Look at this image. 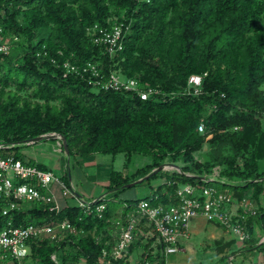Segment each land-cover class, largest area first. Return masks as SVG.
Masks as SVG:
<instances>
[{
  "label": "trees",
  "instance_id": "obj_1",
  "mask_svg": "<svg viewBox=\"0 0 264 264\" xmlns=\"http://www.w3.org/2000/svg\"><path fill=\"white\" fill-rule=\"evenodd\" d=\"M0 22L11 45L0 53V142L21 145L56 133L68 144L69 154L62 147L63 162L69 165L68 156L77 166L96 154L124 153L125 168L133 154L152 158L131 173L112 170L107 185L111 195L171 163L181 171L153 175L167 181L142 199L176 202L181 184L216 182L240 199L259 203L264 194V0H0ZM115 22L124 25V47L111 56L93 41L88 28H111ZM88 61L159 93L142 100L136 91L96 88L87 76L66 74L65 62ZM193 74L203 76L200 94L187 91ZM202 119L205 132L198 129ZM20 145L1 153L23 159L17 152ZM216 166L226 181H204ZM69 169L60 179L71 186ZM96 199L90 208L75 203L57 212L36 202L13 210L17 226H71L62 237L32 240L28 258L37 264H130L129 254L140 241L125 257L113 258L108 228L114 227V215L107 203L101 215L96 209L109 197ZM142 199H129L128 205ZM7 205L0 199V224L10 218L2 213ZM255 222L264 230V206L248 220L252 235L246 245L221 259L229 262L239 251L261 250L264 255ZM234 241L216 240V249L222 253ZM9 260L0 254V264Z\"/></svg>",
  "mask_w": 264,
  "mask_h": 264
},
{
  "label": "built area",
  "instance_id": "obj_2",
  "mask_svg": "<svg viewBox=\"0 0 264 264\" xmlns=\"http://www.w3.org/2000/svg\"><path fill=\"white\" fill-rule=\"evenodd\" d=\"M3 31L4 28L0 22V53L8 52L11 48L8 40L2 36ZM88 32L93 41L103 46L105 52L111 56L124 47L123 23L115 22L111 28L95 24L88 28ZM63 66L66 74L77 73L87 76L89 84L96 88L136 91L142 100H148L155 93H159V90L152 86L141 88L138 80L127 78L118 71L103 72L98 62L88 61L84 65L65 62ZM202 84V75H191L187 85L188 93L200 94ZM205 128V121L202 119L198 129L200 132H205ZM17 145L20 143L6 145L0 142V199L8 201L2 213L4 216H10L6 222L0 224V249L4 253L1 255L2 258L11 257V264L14 260L22 264L23 259L30 254L32 240L58 238L59 232H65L71 226L67 222L56 225L45 223L17 226L13 223L10 213L21 209L25 203L36 202L46 203L50 205L51 210L59 212L62 206L52 191L53 182L61 186L65 197L76 196L72 183L71 186L66 185L53 171L44 170L14 155L1 153L4 149ZM58 145L62 151L61 139ZM163 166L164 170L181 171L180 167L175 164L166 163ZM220 170L221 168L216 166L212 173L204 175L203 180L225 182L226 179L220 176ZM176 198L177 201L171 203H153L150 199H142L130 206L127 203L125 208H128V211L123 212L116 219L112 218L114 230H116L113 239L110 240L114 244L111 251L113 258L125 257L129 247L139 240L137 248L129 254L130 264H167L170 254L182 250L181 240L188 236L192 222L197 218H203L221 226L241 244L246 245L250 239L252 234L248 220L250 217L255 218L259 209L256 201L250 197L240 199L228 189H219L213 185L186 183L177 188ZM76 201L81 207L90 208L91 203L96 202L97 199L90 201L77 197ZM96 209L101 215L105 209V203L98 205ZM257 224V222L253 223L252 227L258 234ZM71 230L76 232L75 229ZM258 235L260 243L264 242V234L259 233ZM138 249H141V252ZM107 255L108 251L104 249V258ZM52 258L56 260V254H53ZM233 258L234 256L229 257L230 264H233Z\"/></svg>",
  "mask_w": 264,
  "mask_h": 264
},
{
  "label": "rangeland",
  "instance_id": "obj_3",
  "mask_svg": "<svg viewBox=\"0 0 264 264\" xmlns=\"http://www.w3.org/2000/svg\"><path fill=\"white\" fill-rule=\"evenodd\" d=\"M35 150L45 153L48 157L45 160V163L49 164L50 159H54V163L57 161L56 167L54 164L50 167L53 168L57 177L62 176L63 172H65L64 170L70 168L69 173L72 176L74 192L80 197L85 200H93L108 195L109 199L104 203H107L110 206L114 215L113 219H116L123 213L126 204L130 201L129 199H142L146 196H150L156 190L158 185L167 181L166 177L158 175L130 187H125V184L122 186L123 189H121L118 195H111V193L107 191V186L104 184L103 179H109L112 170L131 173L137 168L151 163L152 158L141 154H133L129 166L125 168L127 157L124 153H119L116 156L110 154H96L91 158V160L95 162V165L93 166L82 162L81 165L77 166L75 158L67 156L65 160L69 159L68 165L65 164L66 162H63L64 154L60 150L58 141L55 142L50 139H44L35 143L21 144L18 147L17 152L24 157L23 159L29 161L30 159L25 155L32 152L35 153ZM29 162L32 164L35 163L34 160ZM260 166L261 169L264 170V160L260 161ZM91 172H96L99 175L98 178H96ZM212 185L219 189L222 188V185L216 182H213ZM59 191L62 193L61 190H58L57 192L59 193ZM66 200L68 199L66 198ZM71 200L68 201L71 203ZM29 204L30 203H25V206ZM256 205L258 207L264 206V194L261 195L260 201L259 203L257 202ZM256 229L261 234H264L261 223L257 224ZM212 230L213 227L205 219H194L191 225L190 236L186 239L185 249L182 248L181 251L170 254L167 258V264H230L229 262H226V260L220 258L221 254L216 249V239L210 236ZM115 231L116 230L114 229H108V234H111V237L113 238ZM64 234V232H59L58 237H62ZM227 234L229 235L228 237L235 240V244H232L233 246H228L227 250L229 251L233 248H239L240 242H238L232 234ZM138 251L141 252V249H138ZM0 254H4L2 249H0ZM243 255V258H240V254L237 253L233 258V264H264L262 261L261 255L263 254L261 250L245 251L243 252ZM259 256L261 259H259ZM9 263L11 264L12 261L9 260ZM22 264H36V262L32 260L31 257H27L26 259H23ZM79 264L85 263L82 261Z\"/></svg>",
  "mask_w": 264,
  "mask_h": 264
},
{
  "label": "crops",
  "instance_id": "obj_4",
  "mask_svg": "<svg viewBox=\"0 0 264 264\" xmlns=\"http://www.w3.org/2000/svg\"><path fill=\"white\" fill-rule=\"evenodd\" d=\"M27 158H29L30 160H34L35 161V163L34 164H36L37 165V163H42V164H45V165H47L49 168L51 167V165L52 164H54V166L56 167V165H57V161L54 163V159H50L49 160V164H47V163H45V160L48 158L46 155H45V153H41V152H39L38 150H35V153L34 152H32V153H30V154H26L25 155ZM94 156V155H93ZM93 156H91V157H89V158H86V159H84L83 161H82V163H85V164H88V165H95V162L93 161V160H91V158L93 157ZM80 159V158H79ZM28 161V160H27ZM53 161V162H52ZM29 162V161H28ZM53 166V167H54ZM51 171H53L54 172V170H53V168H51ZM65 171V170H64ZM65 172H63V174H64ZM91 173H93L94 175H95V177L96 178H98V174L96 173V172H91ZM54 174H55V172H54ZM109 178H110V175H109ZM70 180H71V183H72V176L70 175ZM103 181H104V184L107 186L108 184H109V179L107 178V179H103ZM51 187H52V191H53V193H54V195H55V197H56V200L58 201V203L61 205V206H66V205H68V204H75V203H77V201H76V198L77 197H80V196H75V197H65L64 195H62V193H60V191H59V193L57 192L58 190H61V192H62V188H61V186L57 183V182H53L52 183V185H51ZM74 189V188H73ZM66 198L68 199V200H71L72 202L70 203L68 200H66ZM73 200H74V202H73ZM256 204H257V202H256ZM197 219H203V218H197ZM208 222V221H207ZM212 227H213V230L211 231V237H213V238H215L216 240H223V242H228V241H230L231 240V238L230 237H228L229 235L227 234L228 232L225 230V229H223L221 226H219V225H217V224H214V223H211V222H208ZM108 229H111V228H108ZM112 229H114V227L112 228ZM190 232H191V229H190V231H189V234H188V236L187 237H184L182 240H181V247L183 248V249H185V243H186V239L190 236ZM219 237V238H218ZM109 240H112L113 238L111 237V234H109ZM215 240V241H216ZM233 244H235V242L233 243ZM227 246V245H226ZM229 246H231V245H229ZM233 246V245H232ZM245 246V244H241L240 243V247L239 248H241V247H244ZM228 249V246L226 247V250H224V252H222V253H220L221 254V257L225 254V253H229V252H231L233 249H235V248H233V249H231V250H227ZM239 254H240V258H243V251H241V252H238ZM235 256V255H234ZM262 256V261H263V263H264V255H261ZM220 257V258H221ZM259 259H261V257L259 256ZM33 260V259H32ZM37 264V263H36Z\"/></svg>",
  "mask_w": 264,
  "mask_h": 264
},
{
  "label": "water",
  "instance_id": "obj_5",
  "mask_svg": "<svg viewBox=\"0 0 264 264\" xmlns=\"http://www.w3.org/2000/svg\"><path fill=\"white\" fill-rule=\"evenodd\" d=\"M53 138H60L62 140L63 147H64V149L66 151V154H69V149H68V144H67L66 138L64 136L56 134V133H47V134L36 136V137H34V138L30 139V140H26L25 144L35 143V142L42 141L44 139H53ZM162 170H164V166L163 165L155 168L150 173H148L145 176L139 178L138 180H136V181H134V182H132L130 184H126L125 187H130V186L135 185L137 183H141V182L149 179L150 177H152L156 173L161 172ZM76 195L79 196L78 194H76Z\"/></svg>",
  "mask_w": 264,
  "mask_h": 264
}]
</instances>
